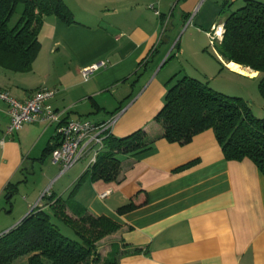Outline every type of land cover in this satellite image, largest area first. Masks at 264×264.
Here are the masks:
<instances>
[{
    "label": "crops",
    "instance_id": "crops-1",
    "mask_svg": "<svg viewBox=\"0 0 264 264\" xmlns=\"http://www.w3.org/2000/svg\"><path fill=\"white\" fill-rule=\"evenodd\" d=\"M63 1L76 24L46 18L31 70L0 68V91L21 103L40 90L56 91L48 105L63 113V122L102 124L119 115L116 139L139 130L155 137L162 134L155 118L175 75L208 85L215 73L259 76L225 63L220 43L211 45L209 37L247 0ZM192 53L194 61L184 66ZM170 60L176 65L168 69ZM101 63L83 77V69ZM7 110L0 101V236L37 206L51 213L42 198L48 191L74 219L89 213L120 225L99 243V264H108L112 252L117 264H264V176L250 160L227 161L212 130L186 146L160 139L143 154L122 157L117 182L87 177L76 189L87 164L61 175L51 152L58 126L39 120L6 136ZM131 203L140 207L117 213ZM136 250L141 253L125 255ZM14 264H28V258Z\"/></svg>",
    "mask_w": 264,
    "mask_h": 264
},
{
    "label": "trees",
    "instance_id": "trees-1",
    "mask_svg": "<svg viewBox=\"0 0 264 264\" xmlns=\"http://www.w3.org/2000/svg\"><path fill=\"white\" fill-rule=\"evenodd\" d=\"M20 5L22 15L12 23ZM48 17H56L68 26L76 24L63 0H0V68L15 72L31 70L41 47L39 33ZM224 29L218 46L220 56L227 64L258 73L256 79L264 100V4L247 0L244 7L227 17ZM168 84L164 107L155 118L162 134L151 137L139 130L123 139L107 137L103 152L76 189L87 177L92 181L117 182L121 158L143 154L160 139L186 146L209 130L214 132L227 161L250 160L264 176V119L256 118L244 99L226 96L208 83L179 74ZM57 147L58 144L52 147L51 152ZM44 199L49 200L51 213L36 208L16 228L0 236V264H14L22 258H28V264H99V243L117 233L120 225L108 217L89 213L74 219L67 215L61 199L48 196ZM139 207L131 203L117 213L126 215ZM54 220L71 229L75 238L63 235ZM140 253L136 250L125 255ZM117 255L112 252L105 262L117 264L114 261Z\"/></svg>",
    "mask_w": 264,
    "mask_h": 264
},
{
    "label": "built area",
    "instance_id": "built-area-1",
    "mask_svg": "<svg viewBox=\"0 0 264 264\" xmlns=\"http://www.w3.org/2000/svg\"><path fill=\"white\" fill-rule=\"evenodd\" d=\"M224 33V25L214 27L209 34L211 45H215L217 42L221 43ZM103 66L105 64L101 63L85 68L82 70V75L85 79H88ZM56 94L57 92L54 90H40L29 100L21 103L8 93L0 91V101L8 105L9 125L5 134L6 136H12L20 131L24 125L39 120L55 124L58 126V147L52 152V161L54 165L60 167L61 175L67 173L82 161L87 163V169H89L103 152L106 138L113 135V129L118 123L119 115L111 117L102 124L81 121L63 122V113L54 111L48 105V102L55 98ZM48 195L47 191L42 198ZM106 196L105 194L102 198Z\"/></svg>",
    "mask_w": 264,
    "mask_h": 264
},
{
    "label": "rangeland",
    "instance_id": "rangeland-1",
    "mask_svg": "<svg viewBox=\"0 0 264 264\" xmlns=\"http://www.w3.org/2000/svg\"><path fill=\"white\" fill-rule=\"evenodd\" d=\"M22 12H23V6L20 5L17 9V13L15 14V17L12 23L16 22L21 17ZM182 36L183 35H179L177 37V40L175 41L174 46H176L177 43L181 41ZM193 54L194 53L189 54L188 55L189 57H187V59H184L183 61L184 66L186 63H190L194 61L195 57H193ZM171 61L173 60H170L168 62L169 64L167 63V65H169L168 69H171L174 65H176V62H171ZM188 66L189 65L187 64L186 67ZM211 76H213L214 81L213 83H211V85H209L210 88H212L213 90L215 89V91L222 93L229 97H239V98L244 99L247 102V104L250 106L253 112V115L258 119H264V100L261 97L260 92H259V80L256 79L257 77L250 79L248 77L240 76L242 77V79H240L234 76H229V74L227 73H224L222 75L215 73L214 75H211ZM85 163L86 162L82 161L76 166L75 169L79 168L82 165H85ZM54 222L60 227V230L63 235L69 238H72V239L75 238L73 231L69 229L67 226H65L62 222L58 220H54Z\"/></svg>",
    "mask_w": 264,
    "mask_h": 264
},
{
    "label": "bare ground",
    "instance_id": "bare-ground-1",
    "mask_svg": "<svg viewBox=\"0 0 264 264\" xmlns=\"http://www.w3.org/2000/svg\"><path fill=\"white\" fill-rule=\"evenodd\" d=\"M239 71H240L241 73H244V74L253 75V72L248 73L246 70H244V69H242V68H240Z\"/></svg>",
    "mask_w": 264,
    "mask_h": 264
},
{
    "label": "water",
    "instance_id": "water-1",
    "mask_svg": "<svg viewBox=\"0 0 264 264\" xmlns=\"http://www.w3.org/2000/svg\"><path fill=\"white\" fill-rule=\"evenodd\" d=\"M13 230V229H12Z\"/></svg>",
    "mask_w": 264,
    "mask_h": 264
}]
</instances>
